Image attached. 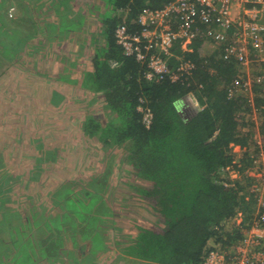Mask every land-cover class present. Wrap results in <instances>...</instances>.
I'll return each instance as SVG.
<instances>
[{"label":"trees","instance_id":"16d2710c","mask_svg":"<svg viewBox=\"0 0 264 264\" xmlns=\"http://www.w3.org/2000/svg\"><path fill=\"white\" fill-rule=\"evenodd\" d=\"M170 1L86 0L80 9L75 0H0V57L18 64L20 48L32 61L46 46L68 47V55L56 57L63 66L54 77L101 102L98 112L87 105L81 127L86 137L113 151L106 153L100 172L58 183L49 192L50 206L46 200L29 199L27 205L14 207L9 182L0 188V209L5 207V213L0 212V264H29V255L37 264L45 259L53 264H94L110 246L117 255L107 264H200L212 247L229 251L241 239L256 212L254 190L259 181L248 170L254 169L260 148L253 140L250 115L256 111L264 116V81L253 82L250 93L232 92L240 67L224 57L223 45H208L211 51L200 52L205 43L201 36L185 46L175 40L168 55L150 49L146 54L163 57L178 77L147 79L146 62L124 53L115 29L124 23L129 33L138 34L142 10L159 9ZM13 6L19 9L14 18L9 14ZM183 63L189 68L179 70ZM177 97L186 105L179 115L171 107ZM188 97L196 101V108ZM146 111L151 114L148 125ZM235 146L245 149L239 162L243 167L235 162ZM115 151L134 181L157 191L152 197L163 218L154 222L157 235L143 226L128 234L133 221L122 231L123 209L113 198L119 186L110 182ZM57 154L54 148L43 149L35 172ZM230 169H237L241 177L229 178ZM129 186L147 196L146 189ZM23 209L29 211L32 224L27 233H19L5 220L13 214L26 222ZM109 228L118 233L113 239L106 234Z\"/></svg>","mask_w":264,"mask_h":264},{"label":"rangeland","instance_id":"374dc122","mask_svg":"<svg viewBox=\"0 0 264 264\" xmlns=\"http://www.w3.org/2000/svg\"><path fill=\"white\" fill-rule=\"evenodd\" d=\"M75 1L77 2L75 5L80 9H84L87 5L86 0ZM18 13L19 9L16 6H13L9 12L12 18ZM21 50L22 59L18 64L10 63L0 57V188L4 190L6 183L9 182L12 189L10 200L14 207L27 205L29 199L36 203L46 200L45 204L50 206V201L47 200L49 192L58 183L65 179H86L93 173L100 172L106 163L105 157L108 156L106 153H113V151L101 147L94 139L86 137L81 127L87 105L90 104L89 110L98 112L102 107L101 102L92 98V94L71 84L59 82L54 77V74L59 73L63 66L56 57L63 52L68 55V47L65 46L64 49L57 44L46 46L38 54H34L35 60L33 58L32 61L27 55H23L24 49L20 48L19 51ZM87 54L89 55V51ZM253 62L252 58L251 64ZM36 71H44L48 76H38L34 73ZM255 72V66L249 65L246 75L251 78ZM250 119L253 121V140H262L264 116L255 111L250 115ZM45 148H54L58 150V154L48 160L49 163L44 161L41 165L42 169L35 172L37 157ZM233 152L237 155L235 162L239 167L241 166L240 158L244 155L245 149L235 146ZM260 157L262 164L255 170L249 169L248 173L257 178L261 182V188L264 189V166H262L264 150L261 151ZM112 158L110 182L114 184L111 183L113 187L119 186V195L114 194L113 198L117 206L123 209V211L120 210L122 220H119L123 222L120 226L122 231L124 228L128 229L125 226L126 223L130 224L129 222L133 221L134 225H128L132 227L130 231H127L128 234H133L135 228L143 226L157 235L159 230L155 228L154 222L157 220L159 223L163 220L159 217L158 209L154 206L156 201L152 197L157 191L148 187L149 184L145 182L142 184V182L134 181L133 173L130 172L129 166L123 163L121 153L115 151ZM36 173L39 174L36 175ZM228 177L240 178L241 173L237 169H230ZM129 184H136L139 188L146 189L147 196L136 193ZM0 212L4 214L5 207L0 209ZM22 214L26 215V222L20 221L13 214H8L5 220L9 227L27 233L32 228L30 213L23 209ZM235 221L238 223L240 217H237ZM70 224L72 223H67L66 226H72ZM60 230L63 231L62 228ZM38 231L42 232V230ZM38 231L34 235L36 238L39 235ZM106 234L113 239L118 233L109 228ZM81 237L79 235V238ZM39 250L40 248L37 253ZM101 255L100 260L94 264L111 262L117 252L113 246H110L109 250ZM31 257L34 258L29 255L25 261L29 264H37L31 261ZM102 257L105 258L102 259ZM35 259L37 260L38 257ZM60 263L61 261H55L54 264ZM86 263L85 260L80 264ZM39 264L53 263L45 259ZM71 264H75V261L73 260Z\"/></svg>","mask_w":264,"mask_h":264},{"label":"built area","instance_id":"2783aa9c","mask_svg":"<svg viewBox=\"0 0 264 264\" xmlns=\"http://www.w3.org/2000/svg\"><path fill=\"white\" fill-rule=\"evenodd\" d=\"M137 22L141 26L138 34L129 33L121 23L115 29V38L126 55L134 54L146 62L145 77L149 80L163 75H170L172 80L178 77L163 57L146 54L150 49L168 55L175 40H182L185 46L201 36L210 47L223 45L224 57L233 58L240 67L242 74L234 80L232 92L250 93L253 82L264 81V0H171L159 9H143ZM249 65H254L256 71L251 78L246 75ZM189 66L183 63L178 69ZM150 118L146 111V125ZM256 142L260 153L253 161L254 170L262 164L260 155L264 150L262 140ZM260 183L254 190L258 194L256 212L241 239L229 251L212 247L200 264H264V189Z\"/></svg>","mask_w":264,"mask_h":264},{"label":"clouds","instance_id":"9594fccd","mask_svg":"<svg viewBox=\"0 0 264 264\" xmlns=\"http://www.w3.org/2000/svg\"><path fill=\"white\" fill-rule=\"evenodd\" d=\"M191 104L194 108L196 107V101L194 99L191 100ZM185 106V100L183 97H177L171 101V107L178 115L183 113Z\"/></svg>","mask_w":264,"mask_h":264},{"label":"crops","instance_id":"0c3cea01","mask_svg":"<svg viewBox=\"0 0 264 264\" xmlns=\"http://www.w3.org/2000/svg\"><path fill=\"white\" fill-rule=\"evenodd\" d=\"M207 46H208V45L205 44V43H204L203 45H201V47H200V49H199L200 52L211 51L212 48H208V47H210V46H208V47H207ZM191 100H192V98L188 97V101H189L190 103H191ZM197 105H198V104L196 103V107H197ZM192 107H193V106H192ZM196 107H195V108H196ZM193 108H194V107H193Z\"/></svg>","mask_w":264,"mask_h":264}]
</instances>
